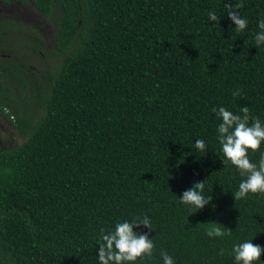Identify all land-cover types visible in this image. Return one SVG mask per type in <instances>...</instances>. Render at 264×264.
Listing matches in <instances>:
<instances>
[{
  "label": "trees",
  "instance_id": "obj_1",
  "mask_svg": "<svg viewBox=\"0 0 264 264\" xmlns=\"http://www.w3.org/2000/svg\"><path fill=\"white\" fill-rule=\"evenodd\" d=\"M226 3L243 4L244 31ZM32 4L55 19L64 59L44 73L17 49L0 57V117L24 139L0 150V264H99L101 229L145 217L151 229L134 231L155 247L135 264H164L162 252L174 264H236L235 245L264 247V193L234 199L246 176L222 162L213 111L247 106L264 123V43L255 40L264 0ZM33 104L43 107L37 118ZM262 154L264 143L248 153L257 166ZM204 180L208 204L180 202ZM212 226L225 235L209 237Z\"/></svg>",
  "mask_w": 264,
  "mask_h": 264
},
{
  "label": "clouds",
  "instance_id": "obj_2",
  "mask_svg": "<svg viewBox=\"0 0 264 264\" xmlns=\"http://www.w3.org/2000/svg\"><path fill=\"white\" fill-rule=\"evenodd\" d=\"M242 7V3H236L234 7L231 3L225 4L228 10L227 16L235 24L237 32L244 31L248 26L247 19L242 18L238 11ZM208 15L212 21L219 22L220 19L215 12H209ZM258 27L261 32L255 36L257 46L264 43V19L259 21ZM233 95H239V92H234ZM213 111L222 121L217 128V139L225 158L222 162L230 163L239 170L241 176H246V179L239 184L238 191L233 194L234 199L245 198L249 193H264V154L261 155L258 166L250 161L248 155L249 150L256 152L264 143V123L258 117H251L247 106L240 109L241 114H233L224 107L218 110L214 108ZM250 120L251 124H249ZM195 148L204 151L205 141L197 140ZM204 188L205 180L193 183L189 190L183 192L180 202L202 209L212 200V196L206 198L203 195ZM140 226L151 229L150 220L145 217L138 222H119L115 225L114 231L107 233L101 229L102 243L98 247L97 254L99 264H135L137 259L151 258L155 245L147 233L134 231V228ZM207 235L223 237L225 232L220 227L212 226L208 229ZM232 252L236 264H254L264 255V247L246 241L235 245ZM161 257L164 264H174V260L167 253L162 252Z\"/></svg>",
  "mask_w": 264,
  "mask_h": 264
},
{
  "label": "rangeland",
  "instance_id": "obj_3",
  "mask_svg": "<svg viewBox=\"0 0 264 264\" xmlns=\"http://www.w3.org/2000/svg\"><path fill=\"white\" fill-rule=\"evenodd\" d=\"M32 5L33 4L30 3L27 8L20 10L17 8V10H15L16 13L21 11L24 14V18H27L28 21L27 24L30 25L33 30L30 29L27 33L12 36V45L20 52V56H24L25 61L29 62L34 71L38 72L41 70V72L43 71L46 73L48 69H53L64 58L63 56L55 53L57 52L55 39L57 27L55 19L43 17L42 21L41 18H38V14L33 11ZM38 22L39 28H37ZM38 38L42 40L41 43L34 42ZM28 45H30L29 48L31 49L37 47L38 52L32 53L28 51V49H26ZM8 55V50L0 49V57H7ZM15 88L16 86L13 85L12 91H14ZM32 108V116L34 118L39 117L42 113L43 107L39 104H33ZM23 141L24 139L20 137L14 126L0 117V150L10 149L16 145L22 144Z\"/></svg>",
  "mask_w": 264,
  "mask_h": 264
},
{
  "label": "flooded vegetation",
  "instance_id": "obj_4",
  "mask_svg": "<svg viewBox=\"0 0 264 264\" xmlns=\"http://www.w3.org/2000/svg\"><path fill=\"white\" fill-rule=\"evenodd\" d=\"M29 3H32V0L28 1ZM29 5V4H28ZM28 5L21 3L20 1L17 0H12V4H7L4 2L0 1V49L3 50H10L14 51V53L17 52L16 48L12 45V36L17 35V34H24L27 33L28 30L31 28L29 27H14L10 24H5V26H2V22H11L13 20L23 22L26 25L27 24V18H24V14L21 11H18L17 13L15 10L17 8L24 9L27 8ZM33 6V11L36 12L38 15V18H42L45 16L41 13H39L36 9L35 6ZM43 21V20H42ZM30 26V25H29ZM37 28H39V22L37 23Z\"/></svg>",
  "mask_w": 264,
  "mask_h": 264
}]
</instances>
